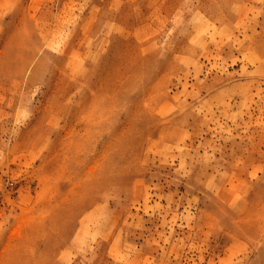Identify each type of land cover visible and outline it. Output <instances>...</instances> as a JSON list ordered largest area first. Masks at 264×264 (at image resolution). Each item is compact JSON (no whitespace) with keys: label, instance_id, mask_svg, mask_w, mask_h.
Returning a JSON list of instances; mask_svg holds the SVG:
<instances>
[{"label":"rangeland","instance_id":"1","mask_svg":"<svg viewBox=\"0 0 264 264\" xmlns=\"http://www.w3.org/2000/svg\"><path fill=\"white\" fill-rule=\"evenodd\" d=\"M0 264H264V0H0Z\"/></svg>","mask_w":264,"mask_h":264},{"label":"crops","instance_id":"2","mask_svg":"<svg viewBox=\"0 0 264 264\" xmlns=\"http://www.w3.org/2000/svg\"><path fill=\"white\" fill-rule=\"evenodd\" d=\"M203 12H204L203 14H202V13L200 14V12H199V15H201V16H203V17H206V11L203 10ZM210 15H211V16H217V11H216V12L214 11V13H213V14H210Z\"/></svg>","mask_w":264,"mask_h":264}]
</instances>
